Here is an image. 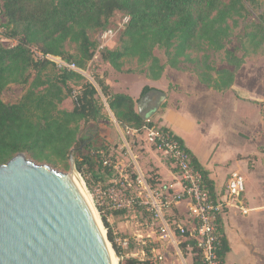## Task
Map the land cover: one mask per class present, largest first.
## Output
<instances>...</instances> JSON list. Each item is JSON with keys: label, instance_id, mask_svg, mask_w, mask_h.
<instances>
[{"label": "trees", "instance_id": "trees-1", "mask_svg": "<svg viewBox=\"0 0 264 264\" xmlns=\"http://www.w3.org/2000/svg\"><path fill=\"white\" fill-rule=\"evenodd\" d=\"M0 1L1 35L15 41L12 45L0 42V165L23 152L36 162L69 171L71 151L75 149L76 168L88 187V174L99 179V172L108 169L104 164L108 144L97 128L86 131L84 126L107 119L106 104L126 131L142 128L148 119L138 112L134 97L114 90L106 82L107 76L94 74L99 87L86 79L81 69H87L97 53L117 71L123 70L125 59H136L141 72L152 80L163 78L167 67L180 69L183 63H192L203 84L225 91L234 87L245 58L264 46V10L258 19H249L251 9L262 7L261 0ZM117 11L122 17L129 16L119 45L101 46L91 33L107 30ZM156 49L162 50L165 57L157 55ZM208 50L224 51L227 65H213ZM48 55L75 63L79 70L59 67ZM13 84L21 86L23 92L16 101H5L3 92ZM153 88L144 86L142 95ZM70 97L72 107H63ZM176 136L190 153L193 167L201 173L203 187L216 199L219 192L209 170ZM97 207L108 239L121 257L120 264H148L129 256V247L125 250L118 245L104 206ZM216 227L217 253L225 264L231 247L223 214L217 216ZM189 242L182 238L181 244L187 249ZM190 251L194 252V264H206L193 243Z\"/></svg>", "mask_w": 264, "mask_h": 264}, {"label": "rangeland", "instance_id": "rangeland-1", "mask_svg": "<svg viewBox=\"0 0 264 264\" xmlns=\"http://www.w3.org/2000/svg\"><path fill=\"white\" fill-rule=\"evenodd\" d=\"M261 2L262 7L259 10L251 9L252 13L249 19H258L259 14L264 10V0H261ZM1 9L2 3L0 1V11ZM121 15L122 13L117 11L107 25V29H112L114 34L105 41L101 40L102 45L105 47L115 48L119 45L122 32ZM2 20L3 17L0 14V22ZM240 24H243V19L240 20ZM239 28V26L236 27L235 31H238ZM98 35L97 32L91 33L93 39L98 38ZM3 43L12 45L15 44V41L6 39ZM208 53L213 65L219 67L227 65L224 51L208 50ZM156 54L162 58L165 57L162 50L156 49ZM81 72L87 80L94 82L97 86L98 83L94 74L113 77L125 74L131 76V79L146 81L145 75L141 72V65L136 59H125L123 70L117 71L109 63L104 62L99 53L89 63L87 69H81ZM157 85L167 93L169 98L165 102L163 100L161 107L151 115L153 121L161 125L164 119V109L175 103V97L184 94L190 96L193 94L195 86L204 87V84L199 80L196 67L188 62L183 63L180 69H170L169 74ZM135 86L133 88L138 92L141 84ZM188 87H191L190 91L192 92L187 91ZM22 92L21 86L13 84L3 92L2 96L5 101L14 102ZM221 94L237 96L248 94L252 101L261 104L262 108L264 107V46L260 51L245 58L244 64L236 73L234 88L222 91ZM72 105L73 97H70L62 106L71 108ZM250 110L252 118L256 117V108L251 107ZM104 111L108 115L107 119L101 120L97 124L92 123L84 126L86 131L97 128L99 135L108 144V152L105 153L104 158L108 161V164H105L108 169L99 172V179H95L91 174H88L89 187L81 175L92 197L93 205L98 210L97 204L99 203L96 197L98 195L97 187L99 186L109 189L119 203L124 205L117 210L104 207L106 209L104 214L109 218L111 213L119 211L117 215L114 214L108 221L117 237L122 236L129 239V248L124 247L125 250L126 248L131 249L132 252L128 253L129 256L135 253V257L145 260L148 264H194V252L182 246V238L177 233L178 224H183L188 217L186 204L181 202L179 205L176 203H172L170 206L163 205V202L166 201L165 196L170 197L172 193L167 194V191L171 188L168 184L169 179H164L161 167H166L167 164L170 165L173 171H178V169L171 165L172 161L165 157L161 151L150 145L144 136L128 133L122 128L108 104H106ZM64 171L68 172L67 170ZM172 180L175 181L176 179ZM154 199L161 204L158 217L153 208ZM99 214L102 219L100 211ZM165 228H168L172 235L163 237L166 232ZM110 245L112 246V244ZM159 256L163 258L160 259ZM120 260L121 257L118 255L117 264H120Z\"/></svg>", "mask_w": 264, "mask_h": 264}, {"label": "crops", "instance_id": "crops-1", "mask_svg": "<svg viewBox=\"0 0 264 264\" xmlns=\"http://www.w3.org/2000/svg\"><path fill=\"white\" fill-rule=\"evenodd\" d=\"M5 41L0 33V42ZM170 69L167 67L166 75ZM166 75L159 80L146 78L143 82L124 74L107 76L106 82L116 91L129 93L138 102L144 86L161 90L157 84ZM138 84L141 86L137 92L133 87ZM203 86H195L193 92L188 87L192 95L175 97V103L164 109L162 124L180 136L209 170L217 192L226 188L233 171L244 175L246 190L241 198L244 209L233 207L223 214L231 247L225 264H264V115L261 104L252 101L248 94L222 95V91ZM168 99L165 93L164 102ZM251 107L257 110L254 118ZM171 165L176 166L173 162ZM165 166L161 171L164 179H169V191H181L183 183L179 171ZM182 202L188 209V201ZM113 215L111 213L108 219Z\"/></svg>", "mask_w": 264, "mask_h": 264}, {"label": "water", "instance_id": "water-1", "mask_svg": "<svg viewBox=\"0 0 264 264\" xmlns=\"http://www.w3.org/2000/svg\"><path fill=\"white\" fill-rule=\"evenodd\" d=\"M149 99L137 102L139 113ZM74 150L68 172L23 152L0 165V264H113L111 252L118 257L99 211L102 227L72 179L81 176Z\"/></svg>", "mask_w": 264, "mask_h": 264}, {"label": "built area", "instance_id": "built-area-1", "mask_svg": "<svg viewBox=\"0 0 264 264\" xmlns=\"http://www.w3.org/2000/svg\"><path fill=\"white\" fill-rule=\"evenodd\" d=\"M129 21V16L122 17L121 28ZM112 29L102 31L98 35V40L105 41L108 37L113 36ZM101 46L102 42H101ZM38 56L42 54L36 51ZM55 60L59 67L67 66L72 69L79 70L75 63H68L60 57L49 56ZM128 133L137 136H144L145 140L161 151L165 157L175 163L180 173L183 183V189L179 192H173L170 197L165 196L164 206H170L172 203L188 201V217L183 224H178L177 233L181 238H185L190 242L187 248H192V243L201 251L203 260L206 264H222L217 248L218 233L216 227V218L218 215L224 214L228 209L236 207L244 209L241 198L246 190V181L244 175L239 171H233L227 181L226 188L219 193L214 199L208 190L202 185V175L197 171L191 163V155L182 145L176 134L163 124H157L151 117H148L146 124L142 128H129ZM104 164L108 161L104 159ZM98 195L96 197L99 205L106 209H119L124 205L119 203L118 199L111 193L109 189L97 187ZM153 208L156 216L160 215L161 204L155 199ZM105 209V210H106ZM163 237L172 235L168 228ZM117 242L122 247L129 246L127 237L118 236ZM162 259V256H159Z\"/></svg>", "mask_w": 264, "mask_h": 264}, {"label": "bare ground", "instance_id": "bare-ground-1", "mask_svg": "<svg viewBox=\"0 0 264 264\" xmlns=\"http://www.w3.org/2000/svg\"><path fill=\"white\" fill-rule=\"evenodd\" d=\"M72 179L75 181L78 189L82 192L83 196L86 198V200L90 204L91 208L94 211V215L96 217L98 224L100 225V227H102V222L100 220L99 214L97 213L96 208L93 205L94 203L92 202V197H91L89 191L87 190V187L85 185L84 180L82 179V177L78 173H74L72 175ZM111 253H112L113 264H117L118 263V257L115 255V253L113 251Z\"/></svg>", "mask_w": 264, "mask_h": 264}, {"label": "flooded vegetation", "instance_id": "flooded-vegetation-1", "mask_svg": "<svg viewBox=\"0 0 264 264\" xmlns=\"http://www.w3.org/2000/svg\"><path fill=\"white\" fill-rule=\"evenodd\" d=\"M147 93H149V95H150V99H149L150 102H149V106L148 107L143 106V108H144V112L143 113L144 114L156 112L161 107V105L163 104L162 101L164 100V99H162V95H161L160 92H156L155 93L152 90H150ZM147 93H145V94H147Z\"/></svg>", "mask_w": 264, "mask_h": 264}]
</instances>
